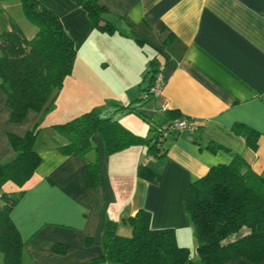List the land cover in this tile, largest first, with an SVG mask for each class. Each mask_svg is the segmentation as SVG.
<instances>
[{
  "label": "crops",
  "instance_id": "0c3cea01",
  "mask_svg": "<svg viewBox=\"0 0 264 264\" xmlns=\"http://www.w3.org/2000/svg\"><path fill=\"white\" fill-rule=\"evenodd\" d=\"M38 1L59 17L73 40L77 60L83 61V88L133 104L127 106L132 111L107 106L104 117L135 135L150 136L153 127L174 121L170 116L176 112L196 130L169 133L160 158L143 146L108 154L98 134L95 152L67 156L57 150L65 139L52 126L82 111L53 106L11 123L0 91L1 161L14 155L8 133L22 136L35 123L41 128L35 172L22 187H2L22 191L11 209L23 242L22 264H118L96 261L103 254L105 224L116 222L117 235L129 237L127 219L140 209L150 213L153 229H173L177 244L195 252L183 204L190 182L237 155L264 176V0H93L99 17L115 26L111 34L95 28L78 0ZM150 60L164 78L158 96L145 90ZM75 69L72 76L82 79ZM89 109L84 106L83 113ZM251 131L255 149L245 139ZM94 159L101 183L86 188L81 171Z\"/></svg>",
  "mask_w": 264,
  "mask_h": 264
},
{
  "label": "trees",
  "instance_id": "16d2710c",
  "mask_svg": "<svg viewBox=\"0 0 264 264\" xmlns=\"http://www.w3.org/2000/svg\"><path fill=\"white\" fill-rule=\"evenodd\" d=\"M18 1L36 32L28 39L11 22L10 28L0 33V91L5 96L11 123H21L29 111L44 114L53 108L65 78L72 72L76 55L73 40L52 10L38 0ZM78 2L97 30L108 34L115 31L113 24L99 17V7L93 0ZM158 73L157 62L150 60L145 90H149ZM126 111L132 110L127 107ZM170 117L182 119L176 112ZM172 122L153 127L150 136H139L118 121L104 117L100 110H91L54 124L52 128L65 139L64 144L57 145L63 155L86 158L96 151L94 137L98 134L108 154L131 146H143L148 155L160 158L165 156V140L171 133L168 130L169 133L163 136L164 127ZM39 131L40 127L35 123L22 136L7 134L14 155L8 161L0 160V254L3 264H22L23 242L11 219V209L22 191H3L2 187L6 183L22 187L35 172L41 161L34 148ZM252 134L253 131L245 139L255 149ZM81 174L86 188L101 183L96 159L87 160ZM183 204L193 229L196 259L187 247L177 244L173 229H153L150 213L140 209L127 219L131 227L129 237L117 235L116 222H106L101 242L103 254L96 261L224 264L244 259L258 264L264 260V176L255 173L240 155L228 164L211 167L204 176L190 182ZM243 228L247 230L245 233L232 240L229 238Z\"/></svg>",
  "mask_w": 264,
  "mask_h": 264
},
{
  "label": "rangeland",
  "instance_id": "374dc122",
  "mask_svg": "<svg viewBox=\"0 0 264 264\" xmlns=\"http://www.w3.org/2000/svg\"><path fill=\"white\" fill-rule=\"evenodd\" d=\"M11 22L15 23L21 29V31L23 32L26 38L30 39L34 36L36 32V27L33 26L24 16L21 4L18 0H9V1L0 2V31L1 33L10 28ZM74 65L76 68L75 70H79L78 75L82 77V79L78 78V76H76V78L75 76L73 77L72 73L70 74L71 76L69 75L71 79L66 80L69 76L65 78L66 82H63V86L59 92V95L61 93V96H62V92H64V90L66 89L65 93L63 94L62 99H60L61 101L59 100L58 103L55 104V102L57 101L59 97L58 95V97L56 98L54 102V106H60L59 109L62 111L71 109L74 106L77 109V111H82L78 115L80 116L83 114L84 106H90L89 110L95 109V110L101 111L104 108H107V109L110 108L107 106H118L119 108L124 107V109L126 110L127 106L130 107L133 105L132 103L120 104V102H118L117 100L120 96L107 95L104 92H97L95 89H93L92 86H89V88L84 89L83 88V73L80 71V70H83V61L81 60V57H79L77 60V49H76ZM107 109H104V110L106 111ZM5 188L6 187H4V189ZM246 231H247L246 228H243L240 232L230 236L229 238L239 236L245 233ZM191 253H192V256L195 257L196 259L195 252L191 251Z\"/></svg>",
  "mask_w": 264,
  "mask_h": 264
},
{
  "label": "built area",
  "instance_id": "2783aa9c",
  "mask_svg": "<svg viewBox=\"0 0 264 264\" xmlns=\"http://www.w3.org/2000/svg\"><path fill=\"white\" fill-rule=\"evenodd\" d=\"M163 84H164L163 75H162V73H158L155 77V80H154L152 86L149 88L147 93L150 95H153V96L160 95L162 88H163ZM146 95L144 97H146ZM164 128H165V130L163 132V136H166L169 133L168 130H170L171 132L175 131V130L176 131L193 132L196 130L195 127L188 124V122L184 119L174 120L169 126L164 127Z\"/></svg>",
  "mask_w": 264,
  "mask_h": 264
},
{
  "label": "water",
  "instance_id": "95a60500",
  "mask_svg": "<svg viewBox=\"0 0 264 264\" xmlns=\"http://www.w3.org/2000/svg\"><path fill=\"white\" fill-rule=\"evenodd\" d=\"M191 140V139H190Z\"/></svg>",
  "mask_w": 264,
  "mask_h": 264
}]
</instances>
